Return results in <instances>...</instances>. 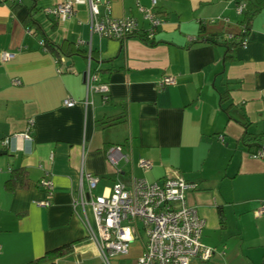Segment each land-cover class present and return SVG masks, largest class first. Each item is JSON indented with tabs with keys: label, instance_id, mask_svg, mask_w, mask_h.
Listing matches in <instances>:
<instances>
[{
	"label": "crops",
	"instance_id": "1",
	"mask_svg": "<svg viewBox=\"0 0 264 264\" xmlns=\"http://www.w3.org/2000/svg\"><path fill=\"white\" fill-rule=\"evenodd\" d=\"M18 1L15 9L0 1V54H14L0 59V264H28L68 243L72 252L54 264L94 257L102 264L72 206L87 192L85 173L98 177L92 195L133 177L159 182L177 174L196 183L186 203L204 220L200 241L213 252L189 264H264V215H254L264 200V161L241 142L247 133L264 145V0H245L242 15L235 11L242 0H101L99 16L107 3L111 17H134L139 34L147 27L139 7L151 9L163 21L153 45L90 34L85 4L59 21L42 11L57 0ZM246 16L247 44L226 55L221 43L243 32ZM62 43L84 53L66 55ZM88 70L108 85L107 102L91 94L84 103ZM162 76L175 84L160 88ZM65 98L76 104L63 105ZM26 129L29 154L3 144ZM114 146L126 156L117 173L106 157ZM140 159L151 168H139ZM16 169L25 185L8 191ZM46 173L54 193L42 207L38 182ZM144 240L140 232L111 264H136Z\"/></svg>",
	"mask_w": 264,
	"mask_h": 264
},
{
	"label": "built area",
	"instance_id": "2",
	"mask_svg": "<svg viewBox=\"0 0 264 264\" xmlns=\"http://www.w3.org/2000/svg\"><path fill=\"white\" fill-rule=\"evenodd\" d=\"M0 1L19 2L18 0ZM151 3L154 6L155 0H151ZM80 4H85L87 7L90 34L120 41L139 34L140 28L134 17H111L107 3H104L107 12L99 16L101 0H57L42 11L45 16L65 21L75 14V8ZM245 8V0L235 5L238 15H242ZM139 10L143 20L147 22V27L142 34L147 40H153L163 21L149 8L139 7ZM188 40L191 42L194 38H188ZM82 43H84L82 40L77 41V44ZM246 44L247 40L244 38L241 45ZM13 57L14 54L8 51L0 54L1 61H7ZM175 82L172 76H162L158 85L164 88ZM13 83L18 85L20 81L15 79ZM85 84V104L88 103V97L91 94H100L102 102H107L108 85L98 82L96 74H91L88 70ZM75 104L76 101L72 98L63 100V105L67 107ZM19 141L21 146L17 143ZM10 143H12L11 151L21 150L29 154L32 148L29 129L3 141V144L8 146ZM250 156L264 161V146L252 152ZM106 157L108 162L116 168V173L119 172L116 167L118 161L126 160L119 146L109 148ZM138 167L145 171L149 170L151 162L140 159ZM84 177L87 192L86 194L81 192L72 206L74 211L79 210L86 227L87 239L95 245L102 264H111V258L127 255L129 245L140 232L144 234L145 240L136 264H189L194 258L203 262L210 259L213 250L200 241L204 220L198 215L195 207L186 203V194L197 188L196 183L186 181L177 174L166 176L159 182H148L143 178L133 177L128 184L116 180L108 192L92 195L91 192L96 187L98 177L90 173H85ZM38 185L45 192L46 197L37 204L47 207L54 193L53 183L47 173L39 180ZM87 209L92 214L93 225L87 218ZM254 215H264V200L254 211Z\"/></svg>",
	"mask_w": 264,
	"mask_h": 264
},
{
	"label": "trees",
	"instance_id": "3",
	"mask_svg": "<svg viewBox=\"0 0 264 264\" xmlns=\"http://www.w3.org/2000/svg\"><path fill=\"white\" fill-rule=\"evenodd\" d=\"M13 3H15V2H13ZM18 6H19V4L15 3L12 5V8L15 9ZM28 17H29L28 19L31 20V17H32L31 14H29ZM250 20H251V18L248 16H246L244 18L245 29L243 30V32L239 36H236V37L231 36V37H229V39H227L221 43L226 48V55L228 53H232L233 50L241 44L243 38L247 35V32H248L247 29H249ZM134 36H137L138 38H140L142 41H144L145 43H147L149 45H153L155 43L154 40H147L146 38H144L143 34H137ZM134 36H131L130 38H132ZM210 41L218 44V42H216L214 40H210ZM45 44H46L48 49L53 48L52 45L48 44L47 42H45ZM59 49L62 53L66 54V55H72V54H81L82 55L84 53V51L80 50L79 48L72 50L69 44L65 45L63 43L59 46ZM262 139H263V137L260 135H251V134L246 133L242 136L241 142L243 143V145L250 148L251 151L253 152V151H256L259 147L264 146V145H262V141H263ZM23 178H24V171L23 170H21V169L13 170L10 174V177L8 178V180H6V182L4 184L5 189L8 191H12L16 188L23 187L25 185ZM73 245H74V243H68V244H65V245L58 247L56 249L47 251V252H45V254L43 256L29 262L28 264H41V263L54 264L55 260L62 258V257H65L66 255L70 254L73 250Z\"/></svg>",
	"mask_w": 264,
	"mask_h": 264
},
{
	"label": "rangeland",
	"instance_id": "4",
	"mask_svg": "<svg viewBox=\"0 0 264 264\" xmlns=\"http://www.w3.org/2000/svg\"><path fill=\"white\" fill-rule=\"evenodd\" d=\"M39 7V6H38ZM36 14H37V12H35ZM39 13V12H38ZM42 15H40V17H41ZM87 218L89 219V221H90V223L93 225V217H92V214H91V212H90V210L89 209H87ZM89 253H91V254H93V253H96V251H95V249H93V250H90V252ZM114 259H116V257H114V258H111L110 259V261H112V260H114ZM101 264V261H99V259L97 258V257H94L92 260H88V261H85V262H83V263H81V264ZM65 264V263H64Z\"/></svg>",
	"mask_w": 264,
	"mask_h": 264
}]
</instances>
